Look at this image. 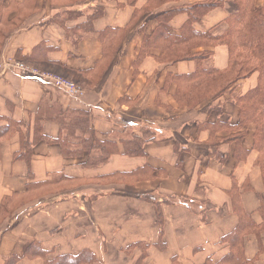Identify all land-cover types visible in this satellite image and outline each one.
Returning <instances> with one entry per match:
<instances>
[{
	"label": "crops",
	"instance_id": "obj_1",
	"mask_svg": "<svg viewBox=\"0 0 264 264\" xmlns=\"http://www.w3.org/2000/svg\"><path fill=\"white\" fill-rule=\"evenodd\" d=\"M30 1L20 18L17 6ZM202 1L157 8L151 0L4 1L5 20L19 26L0 45V61L24 62L85 93L73 97L13 72L0 76V207L13 200L16 208L0 230V264L84 254L82 264H264L256 126L238 128L236 93L196 108L180 105L178 79L195 74L199 60L165 62L162 46L148 45L159 17L175 13L168 37L179 38L189 20L185 9ZM222 1L196 31H222L234 0ZM211 51L203 64L224 71L225 46L192 54ZM257 78L236 92L245 95ZM82 118L94 137L79 126ZM90 138L98 149L64 154L62 143L76 151ZM24 143L30 159L17 158ZM103 148L113 155L88 167ZM238 148L248 152L245 162H236ZM241 214L256 228L235 236Z\"/></svg>",
	"mask_w": 264,
	"mask_h": 264
},
{
	"label": "trees",
	"instance_id": "obj_2",
	"mask_svg": "<svg viewBox=\"0 0 264 264\" xmlns=\"http://www.w3.org/2000/svg\"><path fill=\"white\" fill-rule=\"evenodd\" d=\"M5 0H0V45L8 36L18 28L14 21L5 20L4 6ZM169 0H151V7L157 8L159 5ZM33 2L26 5L17 6L20 18L23 13L33 7ZM234 10L224 22V28L218 33L213 31L198 32L194 25L201 23L202 20L213 10L224 7L222 0H204L201 3L192 5L185 9L189 15L188 23L184 27L181 37L170 40L168 37L169 23L175 13L164 14L159 17L160 27L154 35V39L148 43L162 46L163 61L178 62L198 59L199 65L195 74L184 76L178 79L179 93L177 100L180 105L188 108H196L204 99L215 97L216 99L225 94H237L235 103L240 108V123L238 128L248 125L256 126L255 150L258 152L257 165L261 168L264 178V5L257 6L256 0H234ZM3 14V15H2ZM202 46L217 47L225 46L229 52V65L224 71L215 70L212 67H206L203 63L210 61L213 52L192 54V49ZM257 74V86L245 95L236 92L240 82L250 79ZM199 90H202L199 93ZM79 126L91 133L94 132L88 128V120L82 118ZM244 137L239 135L234 140L238 143ZM59 140V139H58ZM57 140V141H58ZM81 148L72 151L62 143L64 154L66 156H80L84 152H92L98 149L93 138L82 141ZM23 150L18 153L17 158L30 159L29 152L32 148L25 144ZM109 148L102 149V155L98 158L90 159L88 167H97L106 163L113 155ZM248 152L238 148L235 155L237 163L245 162ZM234 207L239 210L240 199L237 196L234 199ZM14 207L13 200H7L0 207V230H2L6 221L13 220ZM261 215L264 217V204H262ZM242 224L236 231L235 236H239L243 231L256 228L250 217L241 214ZM9 228V225L6 229ZM261 230L257 228L259 233ZM244 234V233H243ZM88 255L78 257H66L51 264H82L87 260ZM91 261H93V258Z\"/></svg>",
	"mask_w": 264,
	"mask_h": 264
},
{
	"label": "built area",
	"instance_id": "obj_3",
	"mask_svg": "<svg viewBox=\"0 0 264 264\" xmlns=\"http://www.w3.org/2000/svg\"><path fill=\"white\" fill-rule=\"evenodd\" d=\"M17 73L23 77L31 78L40 81L43 84H50L57 89L64 91L73 97H80L84 95V90L71 80L63 77L42 73L25 64L24 62L15 59H4L0 61V76L8 73Z\"/></svg>",
	"mask_w": 264,
	"mask_h": 264
},
{
	"label": "rangeland",
	"instance_id": "obj_4",
	"mask_svg": "<svg viewBox=\"0 0 264 264\" xmlns=\"http://www.w3.org/2000/svg\"><path fill=\"white\" fill-rule=\"evenodd\" d=\"M73 82H74V81H73ZM74 83H75V82H74ZM76 84H77V83H76ZM77 85H78V84H77ZM80 87H82V86H80ZM201 91H202V90H199V93H201Z\"/></svg>",
	"mask_w": 264,
	"mask_h": 264
}]
</instances>
